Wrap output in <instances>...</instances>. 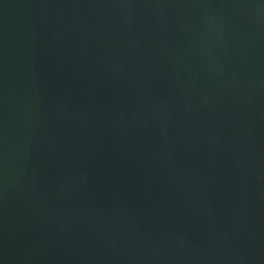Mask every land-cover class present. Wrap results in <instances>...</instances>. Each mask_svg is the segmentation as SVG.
Listing matches in <instances>:
<instances>
[{
	"label": "water",
	"instance_id": "water-1",
	"mask_svg": "<svg viewBox=\"0 0 264 264\" xmlns=\"http://www.w3.org/2000/svg\"><path fill=\"white\" fill-rule=\"evenodd\" d=\"M0 264H264V0H0Z\"/></svg>",
	"mask_w": 264,
	"mask_h": 264
}]
</instances>
